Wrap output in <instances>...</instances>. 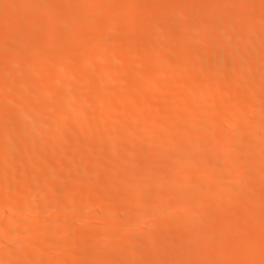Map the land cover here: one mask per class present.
<instances>
[{"label": "bare ground", "instance_id": "bare-ground-1", "mask_svg": "<svg viewBox=\"0 0 264 264\" xmlns=\"http://www.w3.org/2000/svg\"><path fill=\"white\" fill-rule=\"evenodd\" d=\"M103 1L0 0V264H264V10ZM135 6L155 17L125 33ZM173 20L204 46L173 38ZM43 44L59 46L54 62Z\"/></svg>", "mask_w": 264, "mask_h": 264}, {"label": "rangeland", "instance_id": "rangeland-1", "mask_svg": "<svg viewBox=\"0 0 264 264\" xmlns=\"http://www.w3.org/2000/svg\"><path fill=\"white\" fill-rule=\"evenodd\" d=\"M17 1H18V0H17ZM106 1H107V0H106ZM106 1H105V0L103 1V3H104L105 5H103V3H102V4H99V6L102 5L103 8H105V6H106V4H107L106 8H107L108 6L111 7V6H112V1L110 0V2H111L110 4H109V2L107 3ZM108 1H109V0H108ZM162 1H163V2H162ZM252 1H253V2L255 1V3H254L255 5L252 4L253 7H254V9H255V12L257 11L256 8L259 9V10H258L259 12H260L261 9L264 10V8H263L264 6H262V4L264 5L263 0H252ZM252 1H251V2H252ZM157 2H158V4H157ZM157 2H156V4H157L156 6H157V7H158V5L160 6L159 3H161V2H162L163 5H164V6H160L162 9H160L159 7H158V8L156 7L158 10L160 9L159 11H161V10L163 11V10H165L164 8L167 7V10H169V12H171L172 10H174L173 12H175V13L178 12V11H176V10H177V9H176L177 6L175 7V4H174L173 1H169L168 3H166V1H164V0H161V1L158 0ZM260 2H262V4H260ZM170 3H171V4H170ZM256 3H257L260 7H259L258 5H256ZM139 5L141 6L142 3L139 4ZM139 5H138V8H139ZM144 5L146 6V3H144L141 7H144V8H145ZM161 5H162V4H161ZM102 6H100V7L102 8ZM136 6H137V5H136ZM136 6H135L134 8H136ZM261 6H262V8H261ZM109 7H108V8H109ZM174 7H175V8H174ZM209 7H210V6H209ZM258 7H259V8H258ZM140 9L142 10L143 8H140ZM140 9H139V10H138L137 8L135 9L136 11H138L137 14H138L139 12H140V13H143V10H144V9H143L142 11H140ZM171 9H172V10H171ZM175 9H176V10H175ZM167 10H165V11H167ZM263 10H261V11H263ZM126 12H127V15H126ZM126 12H124L126 17L129 16V15L132 16V15L130 14V10H127ZM140 13L138 14L139 16H138V15L135 16L136 18L134 17V21H132V20H133V19H132V20H131V21H132L131 23H130L129 21H128L129 24L126 23V24H127V26H126V27H127V28H126V31H127V32H125V33H129V34H130L129 30L132 31V30H134V28L136 29V27H133V26H135V25H139V26L141 25L140 27H142V24H143V27H145L144 24L147 25V24L152 20V19H151V20H148V18H150L152 15H147V16H146L145 14L142 15V14H140ZM60 14L62 15L63 12L61 13V11H59V15H60ZM109 15H110V14H109ZM109 15L107 14L106 17H105V15H104V17H102V19L99 18V19L96 20V22H95V21H94V23L92 22V24L90 25V28L92 29V27H93V28H95L94 30H96L97 27L99 28V25H100V26H108V25H109V22H110V21H109V20H110L109 17H111V15H110V16H109ZM154 15H155V14H154ZM130 16H129V17H130ZM148 16H149V17H148ZM154 17H155V16H152V18H154ZM98 20H99V21H98ZM147 20H148V21H147ZM174 20H175V19H174ZM174 20H173V22L170 21V25H171V27L174 29L173 38H175V37H179V38H178V39H179V42L182 43V44H187V42L190 43L192 40H194V39L191 40V38H190L189 35H188V37H187V34L185 33V32L189 33V31H187V30L189 29V27H188L189 25L187 26L188 29H187V30L185 29V30H184L185 32L183 33V32H182V31H183L182 28H180V29L177 28V27H178V23H177L178 21L176 22V21H174ZM147 22H148V23H147ZM171 22H172V23H171ZM238 22H239V21H238ZM262 22H264V21H262ZM98 23H99V25H98ZM174 23H175V24H174ZM176 23H177V24H176ZM107 24H108V25H107ZM130 24H131V26L128 27ZM95 25H97V26H95ZM172 25H173V26H172ZM258 25H260V24H258ZM94 26H95V27H94ZM139 26H137V27H139ZM260 26H262V27L264 28V23H263V25H262V23H261ZM132 27H133V29H131ZM140 27H139V28H140ZM174 27H175L176 29H175ZM185 27H186V26H185ZM185 27H184V28H185ZM44 28L47 29L46 26H45ZM98 28H97V29H98ZM100 28H101V27H100ZM100 28H99V29H100ZM129 28H130V29H129ZM258 28L263 30V28H261V27H259V26H258ZM46 29H44V35H45V37H46V36L48 37V35H49V31H48V29H47V30H46ZM103 29H105V27H103L101 30H103ZM178 29H179V30H178ZM46 32H47V34H46ZM178 32H179V33H178ZM181 32H182V34H181ZM262 32L264 33V31H262ZM175 33H176V34H175ZM23 34H24V36L28 35L25 31L22 32V35H23ZM129 34H128V35H129ZM185 34H186V37H183ZM222 34H223V33H222ZM177 35H178V36H177ZM257 35H258V34H256V36H257ZM180 36H181V37H180ZM226 36H227V35H226ZM254 36H255V35H254ZM256 36H255V39L257 38ZM182 37H183V39L181 40L180 38H182ZM224 37H225V33H224ZM224 37H223V35H221V39H226L228 36H227L226 38H224ZM238 37H239V36H238ZM238 37H233V40H236V39H237V40H238L237 42H239V40H242V41H243L242 38H239V39H238ZM240 37H241V36H240ZM188 38H190V39H188ZM235 38H236V39H235ZM258 38H260L259 35H258ZM258 38H257L256 40H255V39L253 40V38H252V42H253V41L256 42V41L258 40ZM176 39H177V38H176ZM180 40H181L182 42H181ZM189 41H190V42H189ZM210 41H211V40H210ZM242 41H241V42H242ZM258 41H259V40H258ZM15 42H16V41H15ZM15 42L13 41L12 43H3V44L1 45V48H2L1 51H6V49H8V50H10V51L15 50L16 45H17ZM195 42H197V41L194 40V42H193V43L191 42V43L194 44ZM207 42H209V41L207 40ZM207 42H206V45H207V44L210 45V43H207ZM255 42H254V43H255ZM191 43H190V44H191ZM197 43H198V42H197ZM197 43H195V44H197ZM200 43H203V42L199 41L198 45H199ZM204 43H205V41H204ZM212 43H213V45H214V42H213V41H212ZM256 43H258V42H256ZM260 43H261V45L264 44V43L261 42V40H260L259 43H258L257 45H259ZM15 44H16V45H15ZM119 44H121V43H119ZM122 44H123V43H122ZM122 44H121V45H122ZM190 44H187V45H190ZM43 45H44V44H43ZM43 45H42V47H41V49H40V53H41L42 49L44 50V47H46L45 45H44V46H43ZM121 45H120V47H121ZM124 45H125V44H124ZM124 45H122V47H123ZM54 46H55V45H53V46H51V47H46L45 50H44V52L47 53V56L49 57V59H50V58L52 59V62H54V61L56 60V58H54V57H56V56H54V54L57 55L58 52H59V51L57 52V50H59V46H57V45H56L55 47H54ZM118 46H119V45H118ZM129 46H131L130 49H132V51H134V50H135V49H134V46H137V45H134V44H133V46H132V45H129ZM200 46H204V45H203V44H200ZM132 47H133V48H132ZM57 48H58V49H57ZM136 48H138V46H137ZM133 49H134V50H133ZM8 50H7V51H8ZM137 50H138V49H137ZM137 50H135V51H137ZM130 51H131V50H130ZM191 51H195V50H191ZM42 54L46 55L45 53H42ZM49 54H51V55H49ZM189 54H190L191 56L193 55V53H191V52H190ZM189 54H187V55H188V56H187L188 58H190V55H189ZM194 55H195V53H194ZM50 56H51V57H50ZM187 57H186V59H187ZM48 61H49V60H48ZM50 61H51V60H50ZM50 61H49V62H50ZM97 63H98V62H97ZM98 64H99V63H98ZM151 67H152V66H149V67L146 66L145 68H143L141 71L144 72V73H140L141 76H140V75H139V76H140L141 78L145 77V75H147L146 77H149V76L151 75L150 73L153 72L152 70H154V69L151 68ZM175 67L178 68V69L176 70ZM175 67H173V69L175 68V70H172L173 72L171 71V75H170L171 77H170V78H172V76H174V75H173L174 72H175V73H178L179 68L181 69V71L185 70L183 67L181 68V66H175ZM228 68H229V69H228ZM227 70H228V72H230V71L232 72V70H231L230 67L225 68V71H227ZM229 70H230V71H229ZM176 71H177V72H176ZM81 72H82V71L78 72V74L80 73V74H79V77H80V78H82V73H81ZM148 74H149V76H148ZM77 76H78V75H77ZM80 78H78V80H79ZM128 78H129V76H127L126 79L123 78L124 80H123V79H119V81H120L119 83H120V84L118 83V80H117V82L114 84V87L117 88V85L121 86L122 84L124 85V83H125V86L131 84V83H130V80H129ZM73 79L75 80V78H73ZM73 79H72V80H73ZM144 79H146V78H144ZM172 79H173V78H172ZM72 80H70V82H73V81H74V80H73V81H72ZM121 80H123V81H121ZM121 82H122V84H121ZM84 91H85V93L87 94V91H89V90H84ZM84 91H83V92H84ZM170 91H171V90H170ZM85 93H84V95H86ZM169 93H170V92H169ZM169 93H168V94H169ZM89 94H90V93L88 92L87 96H89ZM171 94H172V92H171ZM171 94H170V95H171ZM52 96L55 98V95H52ZM137 97H138V96H137ZM143 97H144V96H143ZM140 99H143V98H142V95L139 96V99L137 98V100H140ZM115 104H116V105H115ZM113 105L116 106V107L119 106L118 103H113ZM25 106H26V105H25ZM111 106H112V105H111ZM111 106H110V108H112V109L115 108V107H111ZM120 106H121V104H120ZM26 107H28V105H27ZM29 107H30V106H29ZM246 107H248V106H246ZM248 108H249V107H248ZM55 111H56V110H55ZM51 113H52V114H51ZM49 114H51V115H50V116L48 115V118L51 119V121H52V118L55 117L56 112H54V110H53V112H50ZM58 114H59V113H58V111H57L56 118H57V116L60 115V114H59V115H58ZM166 115H167V114H164V113H163V116H164V117H165ZM160 116H161V113H160ZM167 117H168V115H167ZM112 118H113V117H112ZM46 119H47V118H46ZM54 119H55V118H54ZM110 119H111V118H110ZM47 121H49V120L47 119ZM111 121L116 122L117 119L113 118ZM146 122H147L146 120H143V119H142V120H140V121L137 123V126L139 125V126L141 127L143 124H144V125L148 124V122H147V123H146ZM103 123H104V121L100 122L99 125H98V127H100V125H103ZM144 125H143V126H144ZM143 126H142V127H143ZM188 133H189V131H188ZM25 141H26V140H25ZM24 143H26V142L21 141V140L19 141V143L17 142V144L19 145V147H20L21 145H23ZM67 144H68V145H67L68 147H70V146L72 145L71 142H69V143L67 142ZM24 146H25V145H24ZM21 147H22V146H21ZM22 148H23V147H22ZM85 148L88 149V147H85ZM174 150H175V152H176V149H174ZM174 150L172 149L171 152H173ZM138 157H140V156H138ZM142 158H143V156H142ZM234 159H235V160H234L235 162H236V160H237V161L239 160V159H237V158H234ZM137 160H138V159H137ZM139 160L141 161V159H139ZM143 160H144V158H143ZM43 161H44V160H42L41 163H42ZM53 162H54V161H53ZM88 163H90V162H88ZM46 164H47V161L43 162V164H41V166L44 165V167L46 168V166H48V164H47V165H46ZM51 164H53V163H51ZM51 164H50V162H49V166H48L49 168L47 167L48 169H51V168H52V167H50ZM54 164H55V163H54ZM54 164L52 165L53 167H54ZM90 165H92V164H90ZM39 166H40V165H39ZM41 166H40V167H41ZM35 167H36V166H35ZM40 167H39V168H40ZM41 168L43 169V167H41ZM41 168H40V169H41ZM47 168H46V169H47ZM37 169H38V168H37ZM37 169H35V170H37ZM261 171H262V174H263V173H264V168H262ZM69 172H70V171H69ZM257 173H258V171H257ZM158 174H160V173H157V175H158ZM259 174H261V173H260V170H259ZM159 176H160V175H159ZM260 176H261V175H260ZM260 176L254 178V179L257 180L256 182H259V181L261 182V181H262L261 183H264V180H263V179L260 180L261 177L264 176V174H263L261 177H260ZM30 179H31V178H30ZM36 179H37V178H35V180H36ZM37 180H38V179H37ZM37 180H36V181H37ZM249 180H250V179H248V183H249V182H252L251 180H250V181H249ZM252 180H253V179H252ZM36 181H35V182H36ZM253 181H254V180H253ZM211 192H212V191H211ZM214 193H215V192H214ZM212 194H213V193H212ZM217 194H218V193H216V196H218ZM213 195H214V194H213ZM37 204H38V205H41V206H42V209H46V208L44 207V206H47V204H46L45 202H43V203H41V204H40V203H37ZM37 204H36V205H37ZM39 207H40V206H39ZM43 207H44V208H43ZM47 208H48V206H47ZM227 209H228V208H227ZM182 211H183V210H179V211H176V212L174 211L173 214H175V213H178V214H179V213H181ZM27 214H29V216H30L31 213L28 212ZM27 214H26V215H27ZM21 215H22V216L24 215L23 212H22ZM24 216H25V215H24ZM24 216H23V217H24ZM29 216L27 215V217H29ZM230 221H231V220H230ZM91 222H92V220L90 221V223H91ZM226 222H228V220L224 221V222H223V225L225 224V226H227L228 228H229L231 225L233 226V223H232V222H228V223H230L229 225H226ZM92 223H93V222H92ZM228 223H227V224H228ZM230 228H231V231H232V227H230ZM154 229H155V230H154ZM233 229H235V231L239 232V228L236 229V227H235V228L233 227ZM156 230H158V229H156V228L154 227L153 229H148V230H146V232H152V231H156ZM231 231H230V232H231ZM232 232L234 233V231H232ZM144 233H145V231H144ZM233 233H231V234H233ZM235 234H236V233H235ZM196 235H197V236H195V237H198V236H199V238H202V236H203V234H200V233H196ZM200 235H202V236H200ZM30 236L32 237L33 235H30ZM28 237H29V236H23V239H24L23 241H28V239H27ZM32 238H33V237H32ZM199 238H198V239H199ZM26 239H27V240H26ZM174 243L176 244V243H179V242L176 241V242H174ZM175 244H174V245H175ZM179 244L181 245V243H179ZM179 244H177V248H178ZM179 247H180V246H179ZM175 248H176V245H175ZM244 250H246V249H244ZM249 251H250V250H249ZM80 253H81V250H78V251H75V252L71 253L70 255H71L72 258H77L76 256H78ZM163 254H164V253H163ZM163 254L161 255V257H162L161 259L163 260V262H164V260H166V259H167V261H169L168 256H169L170 252H169V254H168V253H165L164 255H163ZM242 254H244L243 251H242V253H240V255L243 256ZM80 255H81V254H80ZM80 255H79V256H80ZM144 255H146L147 257H151L153 254L150 253V252H148V251H144ZM167 255H168V256H167ZM170 255H171V254H170ZM74 256H75V257H74ZM163 256H164V257H163ZM169 257H170V256H169ZM23 258H24V256H22V257L19 259V260H21L20 263H24V264H32V263H33L32 259H29V258H26V257H25V259H23ZM165 258H166V259H165ZM170 260H171V258H170ZM254 260H255V261H254ZM254 260H252V261L250 260V261L247 262V263L244 262L243 264H256V263H258V264L261 263V264H262V262H263L262 260L257 259V258H254ZM256 260H257V261H256ZM189 261H190L189 263H191V259H190ZM34 262H35V261H34ZM105 262H110V263H112V264H119V263H120L119 260H109V261L107 260V261H105ZM161 262H162V261H161ZM169 262H170V261H169ZM169 262H167V264H172V263L174 264L173 261H171V263H169ZM259 262H260V263H259ZM165 263H166V262H165ZM165 263H162V264H165ZM102 264H103V263H102ZM151 264H154V263L151 262Z\"/></svg>", "mask_w": 264, "mask_h": 264}]
</instances>
